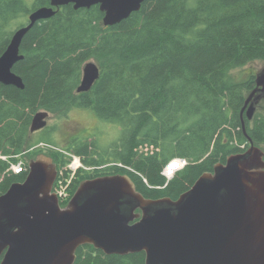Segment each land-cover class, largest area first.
Here are the masks:
<instances>
[{
	"label": "trees",
	"instance_id": "1",
	"mask_svg": "<svg viewBox=\"0 0 264 264\" xmlns=\"http://www.w3.org/2000/svg\"><path fill=\"white\" fill-rule=\"evenodd\" d=\"M43 6L50 0H37L33 8L25 0H0V56L28 15ZM103 19L99 5L68 4L24 36V58L13 68L24 89L0 82V195L26 179L29 163L22 156L41 142L54 146L47 154L58 170L54 187L67 186L63 206L84 180L116 174L128 175L146 198L176 200L216 164L245 152L250 139L264 148L262 103L252 120L242 115L256 74L246 80L231 75L264 61V0H146L115 25ZM88 61L98 64L100 77L78 93ZM74 108L119 125L120 138L108 148L88 137L72 138L63 148L47 137L30 144L37 112L66 116ZM72 156L84 165L73 175ZM174 158L188 163L167 179L163 170ZM19 163L16 172L12 166ZM74 264H146V253L107 255L86 244Z\"/></svg>",
	"mask_w": 264,
	"mask_h": 264
},
{
	"label": "water",
	"instance_id": "2",
	"mask_svg": "<svg viewBox=\"0 0 264 264\" xmlns=\"http://www.w3.org/2000/svg\"><path fill=\"white\" fill-rule=\"evenodd\" d=\"M145 1L50 0L14 32L0 56V82L24 89L13 70L24 58L23 38L60 7L99 5L104 25L112 26ZM99 77L98 64L88 61L77 92L89 91ZM255 81L242 110L249 120L264 101V66ZM49 115L37 112L30 131L44 129ZM250 140L245 152L216 164L176 200L146 198L128 175L116 174L84 180L63 206L54 192L57 166L41 155L23 182L0 195V264H74L86 244L107 255L145 252L146 264H264V151Z\"/></svg>",
	"mask_w": 264,
	"mask_h": 264
},
{
	"label": "rangeland",
	"instance_id": "3",
	"mask_svg": "<svg viewBox=\"0 0 264 264\" xmlns=\"http://www.w3.org/2000/svg\"><path fill=\"white\" fill-rule=\"evenodd\" d=\"M36 1L37 0H25V3L29 8H33ZM25 20L27 19L22 18V23H24ZM263 66L264 61L256 60L234 69L231 75L235 77V79L246 80L249 76L257 74ZM261 103V106L264 107V101ZM49 113L47 126L42 130L31 132L30 144L35 143L36 140L47 137L53 141L58 148H63L72 138L88 137L97 138L103 148H108L121 136L122 129L119 125L97 118L95 113L89 109L74 108L66 116H59L52 112ZM49 146L54 147L53 145H48L46 142L38 143L32 147L31 150L24 152L22 158L27 163H30L31 160L37 159L41 155L51 158L47 154L48 148H50ZM40 147L43 151L37 150ZM260 148L264 150L263 145H261ZM33 152L36 153L33 155ZM71 158L68 169L71 171V175H73L77 170H74L71 165L77 160V156H72ZM79 164L82 165V163ZM63 187L67 186L64 185Z\"/></svg>",
	"mask_w": 264,
	"mask_h": 264
},
{
	"label": "built area",
	"instance_id": "4",
	"mask_svg": "<svg viewBox=\"0 0 264 264\" xmlns=\"http://www.w3.org/2000/svg\"><path fill=\"white\" fill-rule=\"evenodd\" d=\"M80 159L77 158V160L73 163V165H71V167L74 170H77L80 166H82ZM188 161L185 158H174L173 160H171L167 166L164 168L163 170V174L168 178L171 179L175 176V174L180 171L181 169H183L186 165H187ZM13 170H15L16 172L20 171L22 169L21 167V163L19 164H15L12 166ZM64 185H61L60 188H58L56 190L57 194L62 197V198H66V188L63 187Z\"/></svg>",
	"mask_w": 264,
	"mask_h": 264
},
{
	"label": "flooded vegetation",
	"instance_id": "5",
	"mask_svg": "<svg viewBox=\"0 0 264 264\" xmlns=\"http://www.w3.org/2000/svg\"><path fill=\"white\" fill-rule=\"evenodd\" d=\"M30 15V14H29ZM29 15H28V18H29ZM28 21V20H27ZM27 24V23H26ZM78 138V137H77ZM60 186H58L57 185V187L55 186V189H57V188H59ZM66 188V193H67V195H68V191H67V187H65ZM67 195H66V197H67Z\"/></svg>",
	"mask_w": 264,
	"mask_h": 264
}]
</instances>
